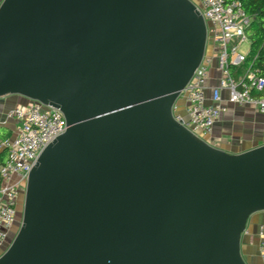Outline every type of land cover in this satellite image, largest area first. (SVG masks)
<instances>
[{
	"label": "water",
	"instance_id": "obj_1",
	"mask_svg": "<svg viewBox=\"0 0 264 264\" xmlns=\"http://www.w3.org/2000/svg\"><path fill=\"white\" fill-rule=\"evenodd\" d=\"M192 0H3L0 99L61 110L0 264H247L264 145L230 154L173 107L206 55Z\"/></svg>",
	"mask_w": 264,
	"mask_h": 264
},
{
	"label": "built area",
	"instance_id": "obj_2",
	"mask_svg": "<svg viewBox=\"0 0 264 264\" xmlns=\"http://www.w3.org/2000/svg\"><path fill=\"white\" fill-rule=\"evenodd\" d=\"M197 1L195 4L206 21L214 52L212 55L206 53L175 103L173 115L178 123L204 139L212 135L229 105H252L264 114V64L262 68L250 67L239 78L234 77L232 70L245 64L251 54L250 29L256 18L248 16L239 2ZM245 43L249 44L246 54L241 52ZM214 66L220 78L208 99L207 82ZM7 119L16 121L17 127L9 139L0 143V149L9 153L6 163L0 165V249L12 244L9 246L8 240L18 224L22 185L26 183L27 189L30 173L43 151L67 131L61 110L35 100H26L15 107ZM259 237V252L264 264V227Z\"/></svg>",
	"mask_w": 264,
	"mask_h": 264
},
{
	"label": "crops",
	"instance_id": "obj_3",
	"mask_svg": "<svg viewBox=\"0 0 264 264\" xmlns=\"http://www.w3.org/2000/svg\"><path fill=\"white\" fill-rule=\"evenodd\" d=\"M220 72L216 66L210 71L206 95L212 96V89L219 83ZM26 99L8 96L0 99V126H7L14 134L17 123L8 120V113ZM212 145L230 154H241L264 145V114L252 105H229L228 111L216 123L212 135ZM264 227V212L253 215L243 236L242 255L247 264H262L259 252L260 231ZM0 250V257L3 255Z\"/></svg>",
	"mask_w": 264,
	"mask_h": 264
},
{
	"label": "trees",
	"instance_id": "obj_4",
	"mask_svg": "<svg viewBox=\"0 0 264 264\" xmlns=\"http://www.w3.org/2000/svg\"><path fill=\"white\" fill-rule=\"evenodd\" d=\"M226 4L239 2L242 8L250 17H255L256 20L251 26L252 32V47L251 54L245 64L238 69H233V75L239 78L247 69L262 68L264 64V0H224ZM264 74V71H263ZM12 136V131L7 126H0V143L9 139ZM9 153L7 150L0 149V165H3L8 160Z\"/></svg>",
	"mask_w": 264,
	"mask_h": 264
},
{
	"label": "rangeland",
	"instance_id": "obj_5",
	"mask_svg": "<svg viewBox=\"0 0 264 264\" xmlns=\"http://www.w3.org/2000/svg\"><path fill=\"white\" fill-rule=\"evenodd\" d=\"M196 4H198L197 0H193ZM3 2V0H0V5ZM249 51V44L245 43L242 47H241V52L246 54ZM214 52V47H213V42L209 39L208 41V46H207V51L206 53L208 55H212ZM183 104V101H182ZM206 142H208L209 144L212 145L211 141L209 140V137H204V139ZM25 191H26V183H24L22 185V191H21V196L19 199V206H18V224L16 225V227L14 228V231L10 237V239L8 240V244L10 246V244L12 243V241L15 239V237L17 236L22 223H23V213H24V202H25ZM8 249V246H4L1 247V251H3V253H5Z\"/></svg>",
	"mask_w": 264,
	"mask_h": 264
}]
</instances>
